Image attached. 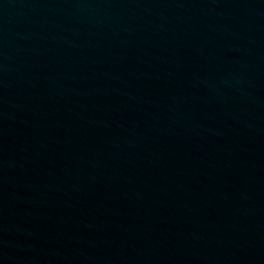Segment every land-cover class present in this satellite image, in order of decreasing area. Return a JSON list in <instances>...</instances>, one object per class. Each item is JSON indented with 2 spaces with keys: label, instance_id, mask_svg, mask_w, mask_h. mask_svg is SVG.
Here are the masks:
<instances>
[{
  "label": "water",
  "instance_id": "obj_1",
  "mask_svg": "<svg viewBox=\"0 0 264 264\" xmlns=\"http://www.w3.org/2000/svg\"><path fill=\"white\" fill-rule=\"evenodd\" d=\"M0 264H264V0H0Z\"/></svg>",
  "mask_w": 264,
  "mask_h": 264
}]
</instances>
